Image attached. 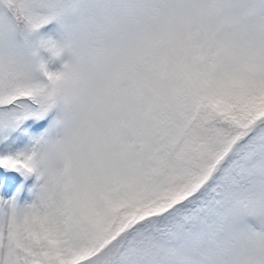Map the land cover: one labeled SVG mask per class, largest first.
I'll use <instances>...</instances> for the list:
<instances>
[{
  "label": "snow or ice",
  "instance_id": "6c2138e0",
  "mask_svg": "<svg viewBox=\"0 0 264 264\" xmlns=\"http://www.w3.org/2000/svg\"><path fill=\"white\" fill-rule=\"evenodd\" d=\"M0 264H264V0H0Z\"/></svg>",
  "mask_w": 264,
  "mask_h": 264
}]
</instances>
